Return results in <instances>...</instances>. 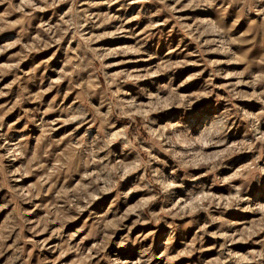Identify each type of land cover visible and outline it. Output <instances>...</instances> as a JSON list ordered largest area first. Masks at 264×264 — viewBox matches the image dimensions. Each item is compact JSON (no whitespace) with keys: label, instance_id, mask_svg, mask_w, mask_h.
Wrapping results in <instances>:
<instances>
[{"label":"rangeland","instance_id":"374dc122","mask_svg":"<svg viewBox=\"0 0 264 264\" xmlns=\"http://www.w3.org/2000/svg\"><path fill=\"white\" fill-rule=\"evenodd\" d=\"M101 255L264 264V0H0V264Z\"/></svg>","mask_w":264,"mask_h":264},{"label":"clouds","instance_id":"9594fccd","mask_svg":"<svg viewBox=\"0 0 264 264\" xmlns=\"http://www.w3.org/2000/svg\"><path fill=\"white\" fill-rule=\"evenodd\" d=\"M192 102H194V101H192V100L190 99V100H189V104L192 103ZM188 106H189V105H185V108H187ZM177 179L179 180V178H177ZM181 182H182V181H181ZM157 194H158L159 196H161L162 198H167V195H168L166 191H165V192H160L159 190L157 191ZM140 222H148V221H140ZM151 222H152V223H159L160 221H159V219H153ZM118 224H119V222H117L116 224H113V227H117ZM173 227H175V226L173 225ZM113 235H114V233H113ZM143 239H144L143 236H139V237H137L136 239L131 240V243H132V244H136V243H138L139 241H142ZM106 243H107V241H105V246H106ZM117 243H118V244H128V243H129V237H128V236H125L122 240L118 241ZM100 251H103V249L101 248ZM97 255H100V253L97 252ZM100 259H101V260L108 261V264H113V262H112L111 260H109L108 256H106V255H101V256H100ZM97 264H99V261H97Z\"/></svg>","mask_w":264,"mask_h":264},{"label":"bare ground","instance_id":"6f19581e","mask_svg":"<svg viewBox=\"0 0 264 264\" xmlns=\"http://www.w3.org/2000/svg\"><path fill=\"white\" fill-rule=\"evenodd\" d=\"M193 127H191L190 129H192Z\"/></svg>","mask_w":264,"mask_h":264}]
</instances>
